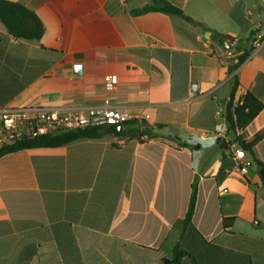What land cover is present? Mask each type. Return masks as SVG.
I'll return each mask as SVG.
<instances>
[{
	"label": "crops",
	"instance_id": "1",
	"mask_svg": "<svg viewBox=\"0 0 264 264\" xmlns=\"http://www.w3.org/2000/svg\"><path fill=\"white\" fill-rule=\"evenodd\" d=\"M8 1L35 13L45 34L17 39L0 21V110L109 101L134 130L156 137L108 134L2 157L0 264H165L178 246L193 257L181 264H264L256 162L264 164V140L245 152L242 174L239 144L218 133L233 75L235 103L252 93L264 104V46L253 45L264 33V0H167L198 25L134 14L152 0ZM224 35L235 38L232 55ZM112 76L118 84L109 92ZM263 130L264 109L237 136ZM195 180V214L184 228Z\"/></svg>",
	"mask_w": 264,
	"mask_h": 264
},
{
	"label": "trees",
	"instance_id": "2",
	"mask_svg": "<svg viewBox=\"0 0 264 264\" xmlns=\"http://www.w3.org/2000/svg\"><path fill=\"white\" fill-rule=\"evenodd\" d=\"M153 4L147 5L142 10L135 11L134 14L159 12L170 16L180 17L191 24L198 25L194 19L187 16L181 9L174 6L167 0H152ZM0 21L4 25L8 34L17 39L28 41H40L45 34V27L37 15L28 10L24 5L8 0H0ZM223 41H227L221 36ZM232 47V45H231ZM246 56L232 60L229 66L228 74L231 76L242 64ZM233 88L230 95V101L226 106V118L228 125V135L239 144L245 151L254 155L255 147L264 140V130L256 136L244 140L237 136V132L247 128L263 111L264 104L252 93H247L242 102L235 103V96L239 87V81L236 75H233ZM132 124V123H131ZM137 134V138L141 139L146 136L149 139L156 137L151 130L145 129L142 133L136 130L130 132L125 131L123 134H114L120 137H130L131 134ZM110 133L106 132V128H87L79 130H71L54 135H46L36 139L18 141L12 145H5L0 148V159L6 155L17 153L24 150L40 149V148H59L64 147L81 140L100 139ZM258 168L264 169V164L256 160ZM264 184V182H263ZM198 196V181L195 180L192 186V195L189 209L184 219V228L191 226ZM232 221V219H230ZM226 226V219L224 221ZM191 257V255L181 250L178 246L175 250L172 260H164L165 264H181L183 258ZM193 258V257H191Z\"/></svg>",
	"mask_w": 264,
	"mask_h": 264
},
{
	"label": "built area",
	"instance_id": "3",
	"mask_svg": "<svg viewBox=\"0 0 264 264\" xmlns=\"http://www.w3.org/2000/svg\"><path fill=\"white\" fill-rule=\"evenodd\" d=\"M256 50L264 46V33L260 40L253 43ZM225 49L232 55L229 41ZM118 84L117 76H112L106 83V90L111 92ZM193 91L197 86L193 85ZM194 99V98H193ZM145 120L150 116L145 115ZM132 117L121 107L106 101L102 106L64 109L61 107L23 106L0 110V148L18 141L36 139L46 135L59 134L71 130L87 128L123 127L124 132L134 130ZM220 135L228 134V125L218 128ZM236 169L247 174L249 165L244 162L245 151L233 145Z\"/></svg>",
	"mask_w": 264,
	"mask_h": 264
},
{
	"label": "water",
	"instance_id": "4",
	"mask_svg": "<svg viewBox=\"0 0 264 264\" xmlns=\"http://www.w3.org/2000/svg\"><path fill=\"white\" fill-rule=\"evenodd\" d=\"M224 38L227 41H229L230 43H232V44L235 43V38H233L230 35H224ZM75 73L77 75H82V73H83V67L81 65H77L75 67ZM106 132L107 133H110V134H123L124 133V130H123V127H121V126H119V127H108V128H106ZM131 136L132 137H135L136 134H132ZM217 141L220 142L221 141V138H218ZM260 175H261L262 180L264 182V169H261L260 170Z\"/></svg>",
	"mask_w": 264,
	"mask_h": 264
},
{
	"label": "rangeland",
	"instance_id": "5",
	"mask_svg": "<svg viewBox=\"0 0 264 264\" xmlns=\"http://www.w3.org/2000/svg\"><path fill=\"white\" fill-rule=\"evenodd\" d=\"M254 170H257L256 168H254Z\"/></svg>",
	"mask_w": 264,
	"mask_h": 264
}]
</instances>
